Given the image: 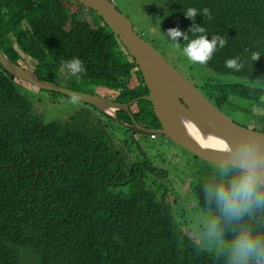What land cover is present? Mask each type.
I'll return each instance as SVG.
<instances>
[{
	"label": "trees",
	"instance_id": "trees-1",
	"mask_svg": "<svg viewBox=\"0 0 264 264\" xmlns=\"http://www.w3.org/2000/svg\"><path fill=\"white\" fill-rule=\"evenodd\" d=\"M154 1L164 6L166 30L182 32L193 23L183 11L207 7L210 17L197 13L194 22L205 28L206 38L219 34L226 43L202 66L264 83V0ZM82 9L89 11L88 20ZM177 40L182 47V37ZM0 48L41 79L120 102L137 99L132 106L160 126L151 101L139 98L149 90L134 58L103 18L77 0H0ZM252 52L259 54L255 61ZM74 56L85 68L79 79L62 67ZM232 57L243 63L239 71L224 66ZM207 89L204 95L220 109L232 107L231 95L259 104L264 95V85L219 81ZM42 91L0 63V264H226L219 250H208L176 219L166 191L136 172L127 178L121 168H109L113 154H105L99 134L91 146L90 134L100 132L84 109L47 119V102L69 96ZM218 165L192 192L197 206L212 211L223 226L204 196L205 184L220 179ZM257 215L245 222L254 225ZM230 236L226 230L225 240Z\"/></svg>",
	"mask_w": 264,
	"mask_h": 264
},
{
	"label": "water",
	"instance_id": "water-1",
	"mask_svg": "<svg viewBox=\"0 0 264 264\" xmlns=\"http://www.w3.org/2000/svg\"><path fill=\"white\" fill-rule=\"evenodd\" d=\"M77 1L93 9L103 18L138 65L149 90L148 94L139 98L151 101L160 122L159 128H143L141 129L143 132L164 135L194 156L215 164L222 162L227 151L202 145L192 133H198L205 139L224 141L228 150L231 149L234 138L240 134L254 137L264 143L263 131L239 124L218 108L134 29L130 19L112 0ZM0 63L14 76L38 88L60 92L69 97L75 94V99L94 105L115 118L116 110H128L129 103L115 102L97 93L73 90L41 79L32 71L13 62L1 48Z\"/></svg>",
	"mask_w": 264,
	"mask_h": 264
},
{
	"label": "rangeland",
	"instance_id": "rangeland-1",
	"mask_svg": "<svg viewBox=\"0 0 264 264\" xmlns=\"http://www.w3.org/2000/svg\"><path fill=\"white\" fill-rule=\"evenodd\" d=\"M112 1L130 19L134 29L156 47L164 58L203 94H207V87L211 83L219 81L258 87L264 85L262 81L252 82L233 75H220L200 64L188 62L182 54V47H178L166 39V20L163 4L154 0ZM81 14L87 20L90 17L88 10L82 9ZM159 31L165 34L166 38ZM22 84L36 92L38 91L29 84ZM80 91L92 92L81 89ZM42 93L44 96L48 94L46 91H42ZM229 101L232 102L231 106L233 108L229 105L230 108L223 105L221 106L222 111L239 124L264 132V95L260 97V104L253 99H247L240 95H231ZM82 104L77 99L73 101L72 98L57 95L54 102H47V119L57 120L63 116H69L75 109L81 110ZM132 107L135 110L138 109L135 104ZM109 129L114 132L125 131L123 127L117 124H110ZM147 140H149L148 143L140 141L141 147L148 154L149 160L159 167V171H146L147 183L151 184L152 187H158L161 191H166L168 200L173 202L176 219L181 225L186 229H190L202 244H206L208 250L217 251L218 247L215 241L207 236L203 226V221L206 218L215 216H213L212 211L197 206L192 192V185L205 180L217 168L216 164L195 158L179 145L167 142L162 135L153 140L148 136ZM160 172H166V175L157 176L161 175Z\"/></svg>",
	"mask_w": 264,
	"mask_h": 264
},
{
	"label": "clouds",
	"instance_id": "clouds-1",
	"mask_svg": "<svg viewBox=\"0 0 264 264\" xmlns=\"http://www.w3.org/2000/svg\"><path fill=\"white\" fill-rule=\"evenodd\" d=\"M197 13L210 17L207 7L199 11L189 7L183 11L185 17L193 20L187 32L170 27L166 30L167 38L159 32L178 47L180 42L177 38L182 37L185 42L181 48L183 56L190 63L204 65L218 48L224 47L226 41L224 36L219 34L210 35V39L206 38L209 35L206 34L205 28L194 22ZM189 33L193 34L191 39ZM258 55L252 52L251 60L255 61ZM224 66L239 71L243 63L238 57H232L225 60ZM62 67L77 79L79 74L85 71L81 59L75 56L63 61ZM72 99L75 101V94ZM149 135L151 138L159 136L155 133ZM216 147L227 151V155L218 165L220 179L205 184L204 196L206 201L215 205L219 218L224 223L221 226L217 218H206L203 221L204 230L207 236L215 241L219 253L225 256L226 264H264V143L254 137L240 134L232 141L230 150L224 141H217ZM145 173L146 170H143V178ZM254 214H258L254 225L245 222L246 217L251 219ZM226 230L231 231L227 240Z\"/></svg>",
	"mask_w": 264,
	"mask_h": 264
},
{
	"label": "flooded vegetation",
	"instance_id": "flooded-vegetation-1",
	"mask_svg": "<svg viewBox=\"0 0 264 264\" xmlns=\"http://www.w3.org/2000/svg\"><path fill=\"white\" fill-rule=\"evenodd\" d=\"M88 89L87 91H89ZM97 93L99 95L105 96L99 92H91ZM108 98L107 96H105ZM111 99V98H108ZM115 102H120L118 100H113ZM81 102V101H80ZM136 102L132 100L130 102H120V103H129L128 110L120 109L116 110L115 114L117 118L105 113L94 105L82 102V109L86 111V120L89 122L90 126L94 130H98V132H92L90 134V141L92 143V147L97 144L98 134L100 135L99 141L101 142V148H106V153H112L113 157L110 156L108 160L109 168L113 169L115 172L119 171L121 168L126 172L127 178L131 177L133 172H138L140 175L139 178L143 177V170L146 171H159L156 165L149 160L148 154L142 149L140 141H145L148 143L147 137L150 135L148 133L143 132L141 129H155L159 128L158 122H153V124L147 122V119L144 114L140 112V109L137 106V110L133 109L132 104ZM80 108V109H81ZM75 109L72 113H74ZM154 110V109H153ZM155 114V112H154ZM71 115V114H70ZM69 115V116H70ZM69 116H63L62 119L67 118ZM156 116V115H155ZM134 119V121H133ZM150 119H154L150 115ZM153 121V120H152ZM151 121V122H152ZM123 123L130 125L131 127L125 126ZM110 124H117L124 128L125 131H111L109 129ZM160 124V122H159ZM141 127V128H140ZM167 142L170 144H174L171 140L167 139L163 136ZM157 137L150 139H156ZM93 155V154H91ZM197 158V157H195ZM145 160V161H144ZM161 175H157L162 177L166 175V172H160Z\"/></svg>",
	"mask_w": 264,
	"mask_h": 264
},
{
	"label": "bare ground",
	"instance_id": "bare-ground-1",
	"mask_svg": "<svg viewBox=\"0 0 264 264\" xmlns=\"http://www.w3.org/2000/svg\"><path fill=\"white\" fill-rule=\"evenodd\" d=\"M192 135L202 145H204L206 147L217 148L216 147L217 140H215V139H205L202 136H200L198 133H192Z\"/></svg>",
	"mask_w": 264,
	"mask_h": 264
}]
</instances>
